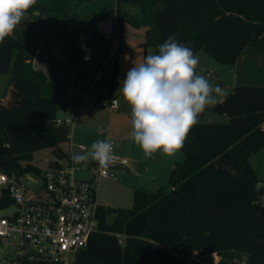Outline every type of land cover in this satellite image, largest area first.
Masks as SVG:
<instances>
[{"label":"trees","instance_id":"trees-1","mask_svg":"<svg viewBox=\"0 0 264 264\" xmlns=\"http://www.w3.org/2000/svg\"><path fill=\"white\" fill-rule=\"evenodd\" d=\"M89 1L36 0L0 43V75L10 74L0 100V170L7 174L40 176L32 156L46 147L70 158L58 145L70 141L74 115L59 123L58 113L79 106L87 91L81 35L99 38L104 53L111 44V34L107 40L97 30L103 16L78 15ZM129 6L138 13L127 12ZM115 19L121 42L125 23L146 29L144 46L154 54L175 35L194 55L204 51L221 65H236L237 81L207 108L228 122L190 130L167 186L136 189L129 209L99 205V231L72 263L202 264L195 258L217 255L219 264H264V182L250 162L264 149V0H116ZM56 46L59 56L52 53ZM43 49L45 70L35 66ZM118 73L115 67L111 95ZM11 205L7 193L0 195V209Z\"/></svg>","mask_w":264,"mask_h":264},{"label":"built area","instance_id":"built-area-1","mask_svg":"<svg viewBox=\"0 0 264 264\" xmlns=\"http://www.w3.org/2000/svg\"><path fill=\"white\" fill-rule=\"evenodd\" d=\"M120 44L114 17L110 48L103 61L86 73L87 91L84 94L79 92L83 100L94 96L98 105L109 106L113 111L119 110V106L115 95L109 91L108 83L114 78V68H119L122 61L119 50L115 58H111L109 53L112 45L119 48ZM123 79L118 73L114 82ZM111 143L113 160L107 168L96 165L98 178H110V169L130 164L129 159L114 154L116 144ZM85 149L81 147V150ZM80 169L81 166L72 160L51 166L36 176L46 194L36 198L29 190L30 184L26 183L27 175L18 177L0 170V195L7 193L14 208L10 215L0 216V264H29L35 261L73 264L74 256L87 246L90 236L99 231V204L95 192L98 181L77 179L75 174ZM212 256L219 264L220 258Z\"/></svg>","mask_w":264,"mask_h":264},{"label":"rangeland","instance_id":"rangeland-1","mask_svg":"<svg viewBox=\"0 0 264 264\" xmlns=\"http://www.w3.org/2000/svg\"><path fill=\"white\" fill-rule=\"evenodd\" d=\"M127 12L130 14L138 13L137 8L133 6L127 7ZM79 16L98 17L103 16L97 23V30L100 34H104L108 40L112 32L114 17L116 13V0H91L80 5L77 9ZM83 43L84 56L87 61L86 70H89L93 65L100 64L105 53L100 48L99 38L95 41L92 35L83 33L81 35ZM146 40V29L136 28L129 23H125L123 27V38H122V49H121V61L122 65L119 67V75H122L125 79L129 69L134 64L141 63L145 57L149 54H154V49L151 46H144ZM118 51L117 45H112L109 56L115 58ZM44 57H37L35 60V66L42 68L43 64L47 62L46 50L42 52ZM52 53L60 55V48L56 46L53 48ZM199 57V65L197 67V74L204 75L209 82L215 86L219 85L225 89L226 95L232 90L233 82L229 83L228 77L230 76L231 66H224L213 60L204 51H200L196 54ZM227 69L226 72L222 69ZM44 70V69H43ZM123 79V80H124ZM10 80V74L0 75V100L3 99L8 83ZM118 80L115 86V97L119 106V110L113 111L109 106L103 107L96 103V97L91 96L86 100H83L77 107H67L58 113V117L61 119H72L73 110L76 111V118L72 122L71 127V141L61 143L58 147L65 154H83L90 150L91 144L98 140H106L114 142L116 147L114 148V154L120 155L129 159L131 165L134 166L133 152L136 144L130 139L131 131V108L125 102L121 92V82ZM223 82V83H222ZM224 84V85H223ZM71 92H75V89L71 87ZM226 95L218 97V101L222 100ZM211 107V106H209ZM83 113L82 117L80 114ZM80 116V118H79ZM228 120L225 116L215 113L209 109H206L201 114L199 123H227ZM73 145V147H71ZM85 147L86 151L81 152L80 148ZM178 155V162H182L184 159L183 152L180 150L176 153ZM32 165L38 167L42 172L47 171L53 163L65 164L66 158H59L53 153L52 148L46 147L41 150L35 151L32 156ZM89 162H95L91 159ZM252 166L257 172L258 176L264 182V149L260 152L253 154L251 157ZM130 168V167H129ZM132 168V167H131ZM130 168V170H131ZM98 170L95 167L93 171ZM134 172V171H133ZM110 174L114 180L113 185L100 184L96 188V195L98 192V203L101 205L109 206L110 208H123L129 209L133 206V195H134V180L133 174L125 168H112ZM77 176H81L78 174ZM36 178V174L29 173L26 178V183L29 185V190L33 193V198L38 195L44 197L45 189L40 187L41 184ZM168 185V182L166 183ZM264 204V196L262 198ZM14 208L0 210V216H8L13 212ZM114 215H109L107 221L112 222ZM183 253H186L188 258L194 257L192 251L185 248L182 249ZM202 264H216V259L212 255L202 256L201 258H195ZM54 264V263H48Z\"/></svg>","mask_w":264,"mask_h":264},{"label":"clouds","instance_id":"clouds-1","mask_svg":"<svg viewBox=\"0 0 264 264\" xmlns=\"http://www.w3.org/2000/svg\"><path fill=\"white\" fill-rule=\"evenodd\" d=\"M36 0H0V43L12 35L25 13ZM199 57L190 47L169 36L158 46V54H149L128 70L119 91L131 108L130 139L146 158L160 152L174 156L183 149L190 130L202 113L226 95L197 74ZM74 164L87 167L91 159L101 168L113 160V145L106 140L91 144L83 154H73Z\"/></svg>","mask_w":264,"mask_h":264},{"label":"crops","instance_id":"crops-1","mask_svg":"<svg viewBox=\"0 0 264 264\" xmlns=\"http://www.w3.org/2000/svg\"><path fill=\"white\" fill-rule=\"evenodd\" d=\"M122 43L123 42H121V47H122ZM259 65L260 66L263 65L262 58H260ZM94 66L95 65L90 67L89 70H86V73L89 72ZM230 66L231 67H228V68H230L229 70H230V73H232V74H230V76L228 77V80H229V83L231 81L233 82V87H234L236 84V81H237L236 80L237 66L236 65H230ZM41 69H44V70L46 69V63L43 64ZM226 70H227L226 68L222 69V71H224V72H226ZM76 114H77L76 111L73 110L72 119H73V115H74V120H75ZM82 114L83 113L80 114L81 117L83 116ZM80 116H79V118H80ZM58 120L62 121L65 119H61L58 117ZM70 141H71V133H70ZM136 146H138V145H136ZM71 147H73V145ZM80 150H81V148H80ZM84 151H86V149ZM84 151L81 150V152H84ZM69 155H70V158L67 160H72L71 159L72 154L70 153ZM251 157H252V155H251ZM251 157H250V162H251ZM133 159L135 161L134 166L131 165V163H130L128 167H124V168L127 169L128 171H130L131 174H133L132 178L134 180L133 181L134 182V191L136 189H142V190H147V191H157L160 188L167 186L166 183L169 182L170 174H171L175 164L179 161V160H177L178 155H176V154L174 156L170 157V156H166L160 152H157L156 154H154L152 158H146L144 156V153L142 152V150L141 149L139 150L138 147H135V150L133 152ZM97 164H98L97 162H88L87 167L80 165L81 169L78 172H76V174H75L76 178L79 180H92L93 179L96 182L98 181L97 187H99L100 184L113 185L114 184L113 183L114 181L112 182V180H114L113 177H110L107 179L98 178V171L97 170L93 171V169L96 167ZM251 165H252V162H251ZM129 167L130 168L132 167L131 170ZM78 174H81V176H77ZM258 178L261 181H263L259 176H258ZM96 198H97V202H98V192H97ZM98 204L101 205L100 203H98Z\"/></svg>","mask_w":264,"mask_h":264},{"label":"water","instance_id":"water-1","mask_svg":"<svg viewBox=\"0 0 264 264\" xmlns=\"http://www.w3.org/2000/svg\"><path fill=\"white\" fill-rule=\"evenodd\" d=\"M52 166L55 167L56 166V163H53Z\"/></svg>","mask_w":264,"mask_h":264}]
</instances>
